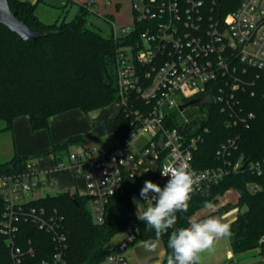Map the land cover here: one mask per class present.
Returning <instances> with one entry per match:
<instances>
[{
  "label": "built area",
  "instance_id": "1",
  "mask_svg": "<svg viewBox=\"0 0 264 264\" xmlns=\"http://www.w3.org/2000/svg\"><path fill=\"white\" fill-rule=\"evenodd\" d=\"M218 1L131 0L132 24L114 27V37L122 41L116 53V103L119 112L129 118L130 127L126 132H112L108 144L84 147L71 152L68 162L58 163L59 168L70 167L85 176L97 221H103L107 204L126 178L146 177L163 188L170 177L162 176L161 169L174 162L188 166L196 181L194 192H208L231 173L264 177V156L235 155L240 133L218 147L217 156L223 164L202 169L194 165L195 152L208 130L197 120L215 103L228 115L229 125L249 127L256 113L247 109L243 93L255 95L250 87L259 77L258 71L264 72V0H241L225 15L217 13ZM204 95H209L211 102L180 108ZM54 182L49 173L43 177L0 174L1 230L15 264H24L25 251L16 243L20 221L54 227L44 208L27 204L30 199L26 195ZM246 185L252 193L262 188L257 181ZM141 188L133 191L131 198H139L143 204ZM147 206L143 204L141 211ZM141 222L137 217L118 234L109 246L107 261L128 264L126 251L137 241ZM35 264H65V259L59 251L53 260Z\"/></svg>",
  "mask_w": 264,
  "mask_h": 264
},
{
  "label": "trees",
  "instance_id": "2",
  "mask_svg": "<svg viewBox=\"0 0 264 264\" xmlns=\"http://www.w3.org/2000/svg\"><path fill=\"white\" fill-rule=\"evenodd\" d=\"M40 1V0H38ZM38 1L9 0L10 7L31 28H39L44 34L31 40H23L19 34L0 23V120L3 130H11L15 118L27 115L33 130L49 128L50 118L70 109L79 108L86 113L116 102L118 99L117 47L121 38L103 35L88 25L90 3H79L71 20L58 19L44 22L36 13ZM72 3L71 0H66ZM241 0H219V15L233 11ZM255 90L243 93L247 109L256 113L249 127L231 126L228 115L218 104H210L207 114L197 121L207 127L204 140L195 152L194 165L202 169L223 164L217 149L229 137L239 135V149L251 158L264 156V72L258 71ZM108 132H126L129 118L118 112L104 121ZM85 138L75 135L66 141L53 144L45 153H54L59 161L68 156V148ZM24 158L14 155L0 161V174L15 172ZM146 177L125 179L123 186L107 204L103 221L94 219L88 196L78 191L66 190L55 194L32 198L29 206L44 208L46 219L53 228H40L33 221H20L16 243L25 251L24 264L53 260L62 251L65 264H98L107 259L109 246L115 236L124 231L138 215L131 198L140 189ZM248 181H257L262 188L252 193ZM229 188L240 192L238 205L246 206L238 212L230 224V237L234 253L259 249L264 264V177L250 172H237L224 176L208 192H194L186 213H177L175 228L188 227L195 211L206 201L213 202ZM3 201L0 199V264H15L6 235L1 230ZM173 229L159 237L166 250L168 236ZM156 237L154 231L141 222L138 240ZM32 247V251H28Z\"/></svg>",
  "mask_w": 264,
  "mask_h": 264
},
{
  "label": "crops",
  "instance_id": "3",
  "mask_svg": "<svg viewBox=\"0 0 264 264\" xmlns=\"http://www.w3.org/2000/svg\"><path fill=\"white\" fill-rule=\"evenodd\" d=\"M107 107L96 109L103 111L96 113L97 115L93 116L92 120L89 115L95 110L86 113L79 108L70 109L52 116L49 128L38 130L32 129L30 118L27 115L15 118L11 130H3L4 123H0V145L1 137L5 134L10 133L12 138V144L8 143L9 148L12 150L10 157L4 159L1 157L2 149L0 146V161H6L14 155H19L24 159L17 165L16 173L35 177H43L46 173H49L55 182L38 188L37 191H40L38 197L66 190L78 191L80 194L87 195L85 176L75 173L70 167L59 168L57 156L54 153H45L44 151L53 144L62 143L75 135H83V137H86L88 133L100 136L105 133L110 135L104 121L115 116L119 112V107H116L112 113L106 111L105 108ZM84 141L85 138L79 143L71 144L69 148L74 146L76 148L74 150L68 148V152H75L84 147H93L90 145L84 146ZM62 161L68 162V156L66 155ZM79 184L82 186V191L79 190ZM239 199V190L229 188L223 194L218 195L216 201L212 202L215 206L213 209H205L203 206L195 211L191 219L213 215L220 218L223 222L231 223L237 218L238 212L246 208V206L240 207L238 205ZM252 255L254 256L249 251L239 254L234 253L230 238H224L215 244L213 251L205 252L201 255L200 264H230L232 262L237 264H257L258 259L250 260ZM126 256L128 264H166V250L159 237L136 241L128 248ZM98 264L115 263L105 260Z\"/></svg>",
  "mask_w": 264,
  "mask_h": 264
},
{
  "label": "clouds",
  "instance_id": "4",
  "mask_svg": "<svg viewBox=\"0 0 264 264\" xmlns=\"http://www.w3.org/2000/svg\"><path fill=\"white\" fill-rule=\"evenodd\" d=\"M161 175L170 177L163 188L150 180L144 182L140 197L148 206L139 212L138 219L144 221L146 228L154 231L156 237L173 229L168 236L171 252L167 256V264H200L203 253L213 251L219 240L231 237V226L216 216L207 215L204 218H192L188 227L175 228L177 213L189 210L196 181L184 163L174 162L165 166L161 169ZM133 203L137 205L138 211L145 204L135 198ZM214 207L212 202L204 203L205 209Z\"/></svg>",
  "mask_w": 264,
  "mask_h": 264
},
{
  "label": "rangeland",
  "instance_id": "5",
  "mask_svg": "<svg viewBox=\"0 0 264 264\" xmlns=\"http://www.w3.org/2000/svg\"><path fill=\"white\" fill-rule=\"evenodd\" d=\"M38 1V0H31ZM72 3L66 2V0H40L37 3L36 13L40 17V19L44 22H54L58 19H66L71 20L77 11V5L79 3H90L91 2V13L88 15V25L98 29L103 35L111 36L114 33V27L123 26V25H131L132 24V3L131 0H109V3L106 0H71ZM119 3V4H117ZM116 102H112V104L108 105L106 109L107 112H114L115 108L118 107ZM114 107V108H113ZM114 109V110H113ZM101 112L103 110H95L90 113L91 120L97 115L96 113ZM94 116V117H93ZM0 123L2 121L0 120ZM112 134H104L103 136L95 135L93 133H88L85 137L84 146H101L108 144L111 140ZM10 133L5 134L1 137V149H2V158H9L12 150L9 148V144L11 142ZM12 146V145H11ZM76 147H70V150H74ZM33 190L26 195V198L32 199L37 198L40 194V191ZM79 190L82 191V186L79 184ZM133 200V199H132ZM142 204L141 199H136ZM89 206L93 212L94 219L96 220L95 213L93 211V205L90 198H88ZM135 205V210L137 215L143 209V205L138 211L137 205ZM118 236V234L115 236ZM248 252V251H247ZM249 252L253 253L250 257V260H254L255 258L260 260L262 255L259 249L250 250Z\"/></svg>",
  "mask_w": 264,
  "mask_h": 264
},
{
  "label": "water",
  "instance_id": "6",
  "mask_svg": "<svg viewBox=\"0 0 264 264\" xmlns=\"http://www.w3.org/2000/svg\"><path fill=\"white\" fill-rule=\"evenodd\" d=\"M0 23L9 27L12 31L20 35L23 40L37 39L44 34L39 28L29 27L18 15L17 11L10 7L9 0H0ZM209 103L211 99L209 95L190 99L182 103L180 108L197 105L199 103Z\"/></svg>",
  "mask_w": 264,
  "mask_h": 264
}]
</instances>
